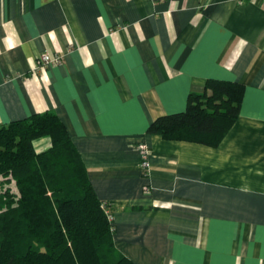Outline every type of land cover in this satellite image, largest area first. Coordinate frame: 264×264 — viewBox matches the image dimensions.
<instances>
[{
  "label": "crops",
  "instance_id": "obj_1",
  "mask_svg": "<svg viewBox=\"0 0 264 264\" xmlns=\"http://www.w3.org/2000/svg\"><path fill=\"white\" fill-rule=\"evenodd\" d=\"M43 54L63 64L36 69ZM211 79L245 87L218 146L148 134ZM46 112L66 125L126 257L264 264V0H0V127Z\"/></svg>",
  "mask_w": 264,
  "mask_h": 264
},
{
  "label": "trees",
  "instance_id": "obj_2",
  "mask_svg": "<svg viewBox=\"0 0 264 264\" xmlns=\"http://www.w3.org/2000/svg\"><path fill=\"white\" fill-rule=\"evenodd\" d=\"M244 94L240 83L208 80L185 111L158 118L148 134L216 147ZM46 138L50 146L38 151L35 142ZM0 179V264H137L116 248L111 207L97 196L57 114L0 127Z\"/></svg>",
  "mask_w": 264,
  "mask_h": 264
},
{
  "label": "built area",
  "instance_id": "obj_3",
  "mask_svg": "<svg viewBox=\"0 0 264 264\" xmlns=\"http://www.w3.org/2000/svg\"><path fill=\"white\" fill-rule=\"evenodd\" d=\"M62 64L63 57L61 55L43 54L36 61V69H40L42 67L58 66ZM138 151L140 154L141 169L144 173H148L151 168L149 147L145 143L140 142L138 144ZM106 206L107 205L104 204V207ZM108 214L109 220L113 222V214L110 212H108Z\"/></svg>",
  "mask_w": 264,
  "mask_h": 264
},
{
  "label": "clouds",
  "instance_id": "obj_4",
  "mask_svg": "<svg viewBox=\"0 0 264 264\" xmlns=\"http://www.w3.org/2000/svg\"><path fill=\"white\" fill-rule=\"evenodd\" d=\"M14 45L11 44V42L9 41V47H13Z\"/></svg>",
  "mask_w": 264,
  "mask_h": 264
},
{
  "label": "rangeland",
  "instance_id": "obj_5",
  "mask_svg": "<svg viewBox=\"0 0 264 264\" xmlns=\"http://www.w3.org/2000/svg\"><path fill=\"white\" fill-rule=\"evenodd\" d=\"M1 182H3V181L0 179V183H1ZM0 187H1V185H0ZM3 194H4V191H3ZM0 211H1V210H0Z\"/></svg>",
  "mask_w": 264,
  "mask_h": 264
}]
</instances>
